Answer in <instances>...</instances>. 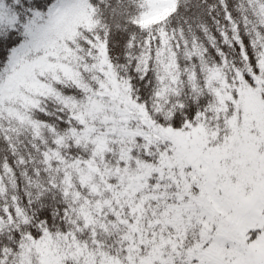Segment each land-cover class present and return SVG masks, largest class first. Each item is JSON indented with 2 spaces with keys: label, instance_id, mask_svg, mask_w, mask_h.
<instances>
[{
  "label": "snow or ice",
  "instance_id": "6c2138e0",
  "mask_svg": "<svg viewBox=\"0 0 264 264\" xmlns=\"http://www.w3.org/2000/svg\"><path fill=\"white\" fill-rule=\"evenodd\" d=\"M0 264H264V0H0Z\"/></svg>",
  "mask_w": 264,
  "mask_h": 264
}]
</instances>
